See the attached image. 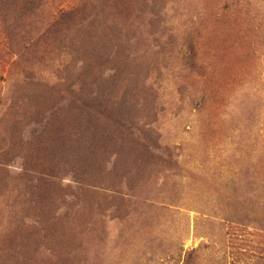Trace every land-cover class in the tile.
Instances as JSON below:
<instances>
[{
    "label": "rangeland",
    "instance_id": "374dc122",
    "mask_svg": "<svg viewBox=\"0 0 264 264\" xmlns=\"http://www.w3.org/2000/svg\"><path fill=\"white\" fill-rule=\"evenodd\" d=\"M0 264H264V0H0Z\"/></svg>",
    "mask_w": 264,
    "mask_h": 264
}]
</instances>
